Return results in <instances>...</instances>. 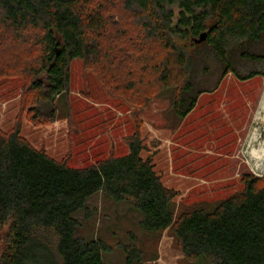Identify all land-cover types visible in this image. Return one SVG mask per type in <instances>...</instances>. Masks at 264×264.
<instances>
[{
	"label": "trees",
	"instance_id": "obj_1",
	"mask_svg": "<svg viewBox=\"0 0 264 264\" xmlns=\"http://www.w3.org/2000/svg\"><path fill=\"white\" fill-rule=\"evenodd\" d=\"M121 1V9L135 15L144 33V48L150 49L155 42L165 53L158 66L160 84L163 89L175 84L171 104L180 120L210 90H196L192 56L179 42L209 46L223 65L221 78L229 72L241 80L264 73L252 70L241 75L232 58V52L240 49L242 59L264 63V49L257 52L246 47L253 41L264 44V0ZM109 2L0 0V28L21 41L35 37L41 46L39 59L20 68L31 76L30 91L36 100L67 99L70 62L81 58L98 63L103 58L98 36L107 26ZM119 21L116 14L112 22ZM203 32H207L206 40L196 43ZM119 54L134 61L128 50ZM154 54L158 52L153 46L150 58ZM125 60L117 67L120 77L107 78L105 85L109 92L131 100L138 86L133 83L129 59ZM124 71L127 76L122 77ZM45 82L47 94L42 90ZM28 111H35V103L29 104ZM21 124L22 118L10 132L0 129V226H8L0 264H107L103 252L111 250L109 245L99 237L77 235L81 222L75 213L87 210L88 217L87 200L99 192L116 202L133 203L146 233L170 229L188 260L203 257L210 264H264V177L244 174L241 190L177 212L178 193L164 184L151 157L142 155L139 132L128 140L127 154L73 167L33 146L21 135ZM122 248L126 264H146L136 236Z\"/></svg>",
	"mask_w": 264,
	"mask_h": 264
},
{
	"label": "rangeland",
	"instance_id": "obj_2",
	"mask_svg": "<svg viewBox=\"0 0 264 264\" xmlns=\"http://www.w3.org/2000/svg\"><path fill=\"white\" fill-rule=\"evenodd\" d=\"M109 1L107 26L98 36L103 58L98 63L73 59L67 99L56 97L52 103L36 100L30 91L31 76L20 69L42 54L35 37L21 41L0 28V129L10 132L22 118V136L73 167L127 154L128 140L139 132L142 155L151 157L164 184L178 193L177 212L241 190L244 174L258 172L264 177V157L252 152L264 147V73L241 80L229 72L221 78L223 65L209 46L194 47L192 40L179 42L192 56L196 90H210L201 94L195 108L180 120L171 104L177 92L175 84L165 89L160 84L158 66L165 57L160 44H150L160 53L150 58L152 47L144 48L147 41L135 15L121 9V0ZM116 14L119 23L112 22ZM246 47L260 52L264 44L253 41ZM123 50L132 52L134 61L121 57ZM240 54V49L232 52L234 67L241 75L264 70V63L242 59ZM123 60L129 62L133 83L138 86L131 100L109 92L105 85L107 78L120 77L117 67ZM6 64L8 69L3 68ZM42 90L47 94L46 82ZM32 103L33 112L28 111ZM87 207L88 217L87 210L75 213L81 222L77 235L99 237L109 245L111 250L103 252L107 264H126L122 245L130 243L133 235L146 264H210L203 257L186 259L170 229L146 233L130 201L116 202L99 192L88 198ZM7 229V225L0 226V257L6 248Z\"/></svg>",
	"mask_w": 264,
	"mask_h": 264
},
{
	"label": "water",
	"instance_id": "obj_3",
	"mask_svg": "<svg viewBox=\"0 0 264 264\" xmlns=\"http://www.w3.org/2000/svg\"><path fill=\"white\" fill-rule=\"evenodd\" d=\"M206 38H207V32H203V33L200 34L199 38H196L194 41L196 43H201L204 40H206Z\"/></svg>",
	"mask_w": 264,
	"mask_h": 264
},
{
	"label": "bare ground",
	"instance_id": "obj_4",
	"mask_svg": "<svg viewBox=\"0 0 264 264\" xmlns=\"http://www.w3.org/2000/svg\"><path fill=\"white\" fill-rule=\"evenodd\" d=\"M253 154L254 155H257V156H259V157H264V147L262 148V149H253Z\"/></svg>",
	"mask_w": 264,
	"mask_h": 264
},
{
	"label": "built area",
	"instance_id": "obj_5",
	"mask_svg": "<svg viewBox=\"0 0 264 264\" xmlns=\"http://www.w3.org/2000/svg\"><path fill=\"white\" fill-rule=\"evenodd\" d=\"M261 158H263V157H261ZM254 174L257 175V176H259V177L262 176V175L258 174V172H254Z\"/></svg>",
	"mask_w": 264,
	"mask_h": 264
}]
</instances>
